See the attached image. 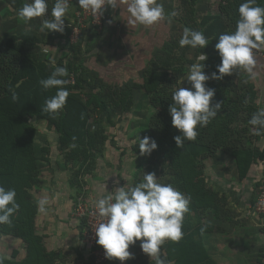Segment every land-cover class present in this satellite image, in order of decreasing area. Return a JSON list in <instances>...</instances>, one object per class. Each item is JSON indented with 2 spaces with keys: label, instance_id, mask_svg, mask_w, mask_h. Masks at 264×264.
Here are the masks:
<instances>
[{
  "label": "rangeland",
  "instance_id": "374dc122",
  "mask_svg": "<svg viewBox=\"0 0 264 264\" xmlns=\"http://www.w3.org/2000/svg\"><path fill=\"white\" fill-rule=\"evenodd\" d=\"M77 1L69 0L64 32L47 33L41 32L40 26L51 18L54 0H48L46 15L29 23L21 21L17 12L31 0H0V50L10 36L32 34L36 46L31 58L39 62L37 67L45 71L44 75L48 77L55 66H66L68 76L64 79L75 86L67 89L68 99L88 102L89 108L95 109L87 128L89 134H97L101 148L95 157L83 161L78 155L70 161L66 156L71 147L61 144L55 124L47 116L26 115V143L17 152L10 185H31L29 189L32 185H104L103 189L111 192L139 182L143 173L154 172L160 183L172 184L190 197V234L200 244L196 249L187 245L184 233L179 247L166 240L161 247L170 264H264V210L256 209L258 194L264 190V158H256L259 147L264 148V132L263 136L257 135L249 124L252 115L264 108V46L254 50V78L243 69L225 75L227 92L243 105L240 103L234 120L221 133L223 143L198 162L196 175L189 179L188 162L184 163L179 155L175 156L179 163L174 165L173 154H160L157 147L151 155H140L138 147V137L151 138L149 131L155 127L152 121L169 109L177 81L186 78L188 65L197 62L203 49L180 47L184 28L202 31L207 18L217 16L224 24V32L235 31L239 13L235 12L238 14L231 19L224 10H231L235 0H157L166 13L174 12L175 16L171 23L165 19L152 26L130 23L128 0H110L115 7L106 3L100 23L83 21L76 41L70 42ZM210 45L209 41L205 48ZM215 56H219L218 52ZM180 87L191 85L184 80ZM119 90H130V108L111 110L109 104L100 110L95 107L96 98L108 102L112 91ZM160 92L170 94L164 108L154 104V94ZM72 110L79 112L81 106L74 102ZM27 162H31L30 169H24ZM30 170L33 172L28 178ZM51 170L53 178L48 177L52 176ZM22 173L27 177L23 178ZM224 185L227 191L222 193L219 190ZM81 199L84 197L79 196L74 204L75 216L76 205L83 203ZM193 201L198 202L197 212L192 208ZM9 244L6 237L0 240L2 255L9 257ZM132 246L140 255V264H155L142 252L140 241Z\"/></svg>",
  "mask_w": 264,
  "mask_h": 264
},
{
  "label": "clouds",
  "instance_id": "9594fccd",
  "mask_svg": "<svg viewBox=\"0 0 264 264\" xmlns=\"http://www.w3.org/2000/svg\"><path fill=\"white\" fill-rule=\"evenodd\" d=\"M110 0H78L79 7L91 11L93 15H102L104 6ZM49 11L48 0H31L17 12L18 18L29 23L34 18L42 17ZM69 11V0H54L50 11V19L42 21L41 32H64L65 16ZM127 12L130 23L152 26L167 19L171 23L175 13L168 14L163 4L157 0H128ZM239 19L235 31L224 32L218 36L215 49L220 56L216 71L206 74L207 55L203 52L197 62L188 65L186 78L177 81L178 87L172 92V103L169 114L172 125L181 133L174 137L178 147L184 141L197 137V128L206 126L215 118L221 103L212 104L215 89L207 87L206 81L220 80L224 75H232L234 69H243L249 76H255L256 64L254 50L264 46V7L257 0H245L238 8ZM209 40L203 31L185 27L179 40L180 47L189 46L193 49L205 48ZM201 61L203 63H201ZM55 65V61L52 62ZM66 66H55L47 78L39 80L44 90L56 89L55 95L45 100L42 111L55 117L64 108L69 91L64 87L68 80ZM187 80L190 88L180 87ZM18 96L12 92V100ZM256 134L264 132V108L258 109L249 120ZM75 139V138H73ZM140 155H151L157 149L156 141L145 136L139 138ZM75 147V145H72ZM15 189L0 186V225H11V217L19 210L15 200ZM48 201H38V211L44 213ZM190 197L185 196L172 184L160 183L156 174L143 173L139 182L128 183L117 187L107 195L95 200L94 208L101 221L95 227L96 243L103 247L105 257L109 260L119 259L121 262L131 258L129 247L140 241V248L155 264H170L162 257L161 246L166 240L179 241L182 238V225L185 214L189 211ZM203 231V229L201 230ZM7 255H0V264H5Z\"/></svg>",
  "mask_w": 264,
  "mask_h": 264
},
{
  "label": "trees",
  "instance_id": "16d2710c",
  "mask_svg": "<svg viewBox=\"0 0 264 264\" xmlns=\"http://www.w3.org/2000/svg\"><path fill=\"white\" fill-rule=\"evenodd\" d=\"M243 0H235L232 3L231 10H226L225 14L232 19V15L238 13V8ZM245 2V1H244ZM259 6L264 7V0H257ZM207 25L203 28L205 37L211 42L210 47L201 50V53H207V60L205 63V73L211 74L216 71V66L220 63V56H215L217 50L215 44L218 42V36L224 33V24L219 22L217 16H209L207 18ZM236 25V24H235ZM36 38L32 34L12 35L5 42V48L0 50V186L7 189H15V200L19 204V210L16 211L11 217V225H0V240L5 236H17L25 242L29 255L22 260L16 259V251L11 252V258L5 261V264H51L48 256H40V251L43 250L42 246L38 244V238L33 237V214L34 208H32L31 200L27 189L31 185H10L9 177L13 174V167L17 152L20 147L26 143L24 134H26V125L24 124V116H38L46 117L50 123L55 124L59 133V140L61 144H66L71 147L67 152L66 158L68 160L77 159L78 155L85 159L95 157L101 146L97 139V134H89L87 128L89 118L94 116V108L90 109L88 102L86 104L77 102L73 99L71 101L67 98V102L64 108L55 117L59 119L55 120V117L42 111L45 100L55 95L56 90H44L39 84V80L47 77L44 70H39L37 67L39 62L33 57L32 50L36 46ZM25 52V53H24ZM24 53V55H23ZM163 73V72H162ZM224 75L220 80H208L206 86L215 89V96L211 103H221L215 118L204 127L197 128V137L191 141H184L182 147H178L174 141V137L180 135L179 130L173 127L172 119L169 111L165 109V113L161 112L160 117L153 120L151 125H154V129L149 131L151 138L154 139L158 145V151L160 154H173L174 165H178L179 161L176 155L181 156L183 162H188L187 175H196L197 168L199 167L201 160L204 157L218 148L223 143L222 132L228 129L230 123L234 120V116L238 113L241 106L236 98L229 95L227 92V82ZM157 84V83H156ZM66 89L74 88L75 86L65 85ZM130 91V90H129ZM129 91H112L111 98L107 102L106 100L95 99V107L97 109H104L107 104L112 109H128L131 107L132 100ZM12 92H15L18 96L16 101L12 100ZM170 94L158 93L154 94V104L159 103V107L164 108L168 103ZM76 102L81 106V111L76 112L72 110L73 103ZM108 106V105H107ZM96 109V110H97ZM168 113H167V112ZM222 112H225L223 114ZM221 134L222 140L219 138ZM263 136V133H262ZM75 138V139H73ZM75 145V147H72ZM256 158L261 160L264 158V148L259 147ZM180 159V160H181ZM202 162V161H201ZM31 162H27L26 166H29ZM34 164V163H33ZM240 166V165H239ZM239 168V167H238ZM240 171V168H239ZM33 171H29L28 178ZM27 177L22 173V177ZM201 185V184H200ZM211 202L212 199H210ZM192 208L197 212L198 202L193 201ZM188 213V212H187ZM185 214L182 232L184 233L187 245L191 244L196 249L199 247V242L191 237L190 231V217L189 213ZM197 214V213H196ZM84 221L82 220V223ZM81 223V229L83 224ZM186 231H188L187 234ZM190 231V232H189ZM193 231V230H192ZM190 234V235H189ZM184 238V237H183ZM175 241L176 246L182 245L184 239ZM31 249L38 255L37 258L30 253ZM187 250V246H186ZM161 254L164 255L161 247ZM1 255V254H0ZM168 260V259H167ZM90 264V263H88Z\"/></svg>",
  "mask_w": 264,
  "mask_h": 264
},
{
  "label": "crops",
  "instance_id": "0c3cea01",
  "mask_svg": "<svg viewBox=\"0 0 264 264\" xmlns=\"http://www.w3.org/2000/svg\"><path fill=\"white\" fill-rule=\"evenodd\" d=\"M65 21L68 22V18H65ZM110 45L115 48V43ZM51 171H53L52 176L49 175L48 177L53 178L54 170ZM103 187L104 185H32L31 190L29 189L31 206L34 208L32 233L33 237L38 238L39 246L43 248L40 251V256H48L51 264L89 263L88 249L82 242L81 236L82 221L74 215L73 209L79 196L84 197V201L81 199L83 203L85 202L90 206L94 205L97 198L107 195L108 191L106 192ZM220 188L219 191L222 193L227 191V186ZM41 199L48 201L44 213L38 211V201ZM5 237L9 239L10 243L8 246L10 258L13 250L16 251L15 257L18 260L29 255L27 245L19 237ZM129 251L132 256L126 261L121 262L119 259L113 258L111 260L106 259L103 264H140V255L137 250L131 245ZM30 253L37 258L38 255L33 249Z\"/></svg>",
  "mask_w": 264,
  "mask_h": 264
},
{
  "label": "built area",
  "instance_id": "2783aa9c",
  "mask_svg": "<svg viewBox=\"0 0 264 264\" xmlns=\"http://www.w3.org/2000/svg\"><path fill=\"white\" fill-rule=\"evenodd\" d=\"M75 20L70 28V42H75L80 30H82L83 21L87 20L89 24H99L102 15H93L91 11H85L79 7L78 1L75 7ZM257 210H264V190L258 194L256 202ZM76 216L84 221L81 229L82 242L87 246L89 263L103 264L106 261L105 252L102 246L96 243L95 227L101 221L94 207H88L79 202L75 207Z\"/></svg>",
  "mask_w": 264,
  "mask_h": 264
}]
</instances>
